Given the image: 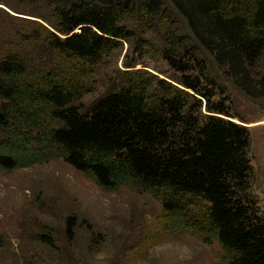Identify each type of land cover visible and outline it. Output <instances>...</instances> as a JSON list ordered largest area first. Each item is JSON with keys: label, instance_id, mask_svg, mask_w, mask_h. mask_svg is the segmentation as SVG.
<instances>
[{"label": "trees", "instance_id": "trees-1", "mask_svg": "<svg viewBox=\"0 0 264 264\" xmlns=\"http://www.w3.org/2000/svg\"><path fill=\"white\" fill-rule=\"evenodd\" d=\"M49 1L56 7L53 26L64 37L49 32L48 38L63 62L34 74L18 52L0 54V129L14 125L0 149V169L60 157L106 191L137 184L160 201L170 231H202L220 244L224 264H264V207L257 208L248 191L249 130L215 114L200 117L203 99L209 111L230 113L222 102L210 103L216 92L188 73L191 64L173 53L174 41L164 57L180 73L182 88L139 76L87 111L76 105L85 92L84 66L130 37L121 18L157 10L162 1ZM168 1L227 76L249 96L263 97L264 85H252V70L264 57V0ZM75 224L74 216L66 218L70 242ZM40 239L53 248L49 236Z\"/></svg>", "mask_w": 264, "mask_h": 264}, {"label": "rangeland", "instance_id": "rangeland-1", "mask_svg": "<svg viewBox=\"0 0 264 264\" xmlns=\"http://www.w3.org/2000/svg\"><path fill=\"white\" fill-rule=\"evenodd\" d=\"M161 1L157 10L121 18L130 37L119 40L101 60L84 66L85 92L76 105L87 111L100 96L139 76L164 79L182 88L180 73L164 57L174 41L173 53L191 64L188 73L202 77V86L216 92L210 103L222 102L230 113L209 111L203 99L200 117L215 114L248 128L252 165L248 191L257 208L263 209L264 96L244 93L194 38L183 16L168 0ZM56 20V7L49 0H0V54L18 52L34 74L54 68L64 59L48 38L49 32L64 37L53 26ZM186 46L189 53L184 51ZM252 74V85L263 87L264 57ZM13 126L0 129V149ZM194 210L201 212L198 206ZM68 216L76 218L73 242L66 234ZM44 235L52 239L53 248L40 239ZM0 240V264H181L177 253L183 245L192 251L186 264L225 263L220 244L205 240L202 231H170L160 201L140 192L137 184L106 191L60 157L10 172L0 169Z\"/></svg>", "mask_w": 264, "mask_h": 264}, {"label": "clouds", "instance_id": "clouds-1", "mask_svg": "<svg viewBox=\"0 0 264 264\" xmlns=\"http://www.w3.org/2000/svg\"><path fill=\"white\" fill-rule=\"evenodd\" d=\"M159 251V246L157 250ZM192 251L187 245H183L179 247V251L177 253V259L181 262V264H186L187 261L191 260Z\"/></svg>", "mask_w": 264, "mask_h": 264}]
</instances>
